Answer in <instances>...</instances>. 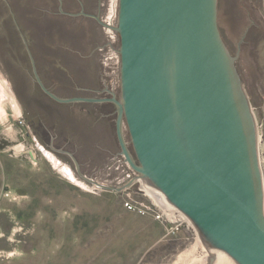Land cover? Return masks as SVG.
<instances>
[{"label":"rangeland","instance_id":"obj_1","mask_svg":"<svg viewBox=\"0 0 264 264\" xmlns=\"http://www.w3.org/2000/svg\"><path fill=\"white\" fill-rule=\"evenodd\" d=\"M89 1L90 8L103 6L104 21L117 7V0ZM11 2L16 20L25 21L27 28L39 24L35 35L44 65L55 68L53 62L58 60L60 66L73 67L74 76L61 68L53 73L60 80L73 81L74 97H93L80 95L78 87L84 85L103 88L112 73V52L106 45L110 32L99 23L101 18L88 17L93 11L83 10L79 0H26V9L23 0ZM219 4L220 27L258 120L264 177V72L257 57V45L264 40V0H220ZM14 20L5 0H0V264H176L193 248L196 256L207 259L206 264H217L198 245L200 235L193 228L185 226L170 234L152 216L125 208L124 200L145 201V196L140 183L118 189L134 175L121 156L116 116H102L90 103L61 107L49 102L59 113L52 120L63 123L59 143L64 151H55L39 139L33 123L39 110L27 115L16 92L20 81L37 89ZM120 71L118 67L114 72L116 81Z\"/></svg>","mask_w":264,"mask_h":264},{"label":"water","instance_id":"obj_2","mask_svg":"<svg viewBox=\"0 0 264 264\" xmlns=\"http://www.w3.org/2000/svg\"><path fill=\"white\" fill-rule=\"evenodd\" d=\"M218 2L120 0L117 127L137 176L118 189L143 179L188 216L208 248L239 264H264L258 120L223 38ZM32 61L56 100H92L52 93ZM124 118L139 163L125 142Z\"/></svg>","mask_w":264,"mask_h":264},{"label":"flooded vegetation","instance_id":"obj_3","mask_svg":"<svg viewBox=\"0 0 264 264\" xmlns=\"http://www.w3.org/2000/svg\"><path fill=\"white\" fill-rule=\"evenodd\" d=\"M80 4L83 6V10H92L93 12H88L91 14V16H88L90 18H94L98 20L102 16V11H103V6L98 4L99 6L93 7L91 5V8L89 7L90 1L89 0H79ZM26 0H23L22 2V8L26 9L25 5ZM118 2H119V8H120V0H117V7L113 8L111 11V16L107 21L98 20L99 23L104 27L108 28L110 35H109V41L106 43L107 46H109L110 51L112 52L111 58H110V69L112 71L111 74H109L108 78L109 81L103 82V88H92L91 85H84L83 87H78L80 95H84L87 93H90L93 95L94 98L92 100H86V101H71V102H60L56 100L53 96H51L42 86V84L39 82L35 70H34V63L32 61V55L35 59L36 67H37V72L40 76V79L42 80V83L46 86V88L51 91L52 93L61 96V97H74V83L73 81H63L57 78V76L53 73L55 69L61 68V70L67 71L70 76H74V69L73 67L70 68H65L63 65L60 66L58 60L52 59L53 61V66L55 68L50 69L48 66H45L43 63L42 55L38 52V45L40 39L35 35V31L37 30V26L39 24L35 22V26H30L29 28L26 27V22L21 21L19 22L16 20L17 16V10L15 9V5L11 2V0H5V3L7 4V7L9 9V13L15 18L14 22L16 27L19 29L21 36H25L22 38L24 45H25V52H26V57L29 56V59L32 63V69H33V75H34V80L36 84V89L35 91L32 88H28L27 84L25 81H20L21 87L16 89L17 95L20 99L21 105L24 108V111L27 115L31 114V111L39 110L38 118L36 120H33L34 122V129L36 132V135L39 137V139L48 147L52 148V145H54L57 149L63 148L61 144L59 143V140L64 136L63 134V129H62V124L63 123H56L52 120L53 116L58 117L59 113H56L53 110L51 103L53 104H59L62 106H68V105H74V104H92L96 105L98 109L101 111L102 116H107V117H117L116 120V132H117V138L119 141V145L121 147V150L123 151L121 141L118 135V127H117V121L119 117V107L118 104L115 100H120L122 96V80L121 77L119 80L116 81V77L113 78L114 72L116 69L119 67L121 69L122 67V56L120 53L121 49V35L119 31L117 30L118 26V21H119V8H118ZM220 2V0H219ZM218 2V14H219V19H220V4ZM18 21V22H17ZM104 21V22H103ZM220 26V24H219ZM221 29V27H220ZM27 30H30V34L27 33ZM34 34V37L31 36ZM34 32V33H33ZM223 38L228 46V48L231 50L225 36L223 33V30L221 29ZM263 33V32H262ZM251 29H249L247 35L251 37L252 35ZM253 36V35H252ZM258 48H257V57L259 64L261 66V69H263L264 72V40H260L258 43ZM30 50V51H29ZM32 53V55L30 54ZM238 67V65H237ZM239 70V68H238ZM121 72V71H120ZM121 75V73H120ZM87 98V97H86ZM123 133H124V138L125 142L127 144V147L129 151L132 153L134 159L136 162L139 163L137 153L132 141V136L126 121V118H124V125H123ZM54 150V149H53ZM56 151V150H55ZM121 156L124 158V163L125 165L131 170L132 175H134L132 178H135L137 176V172L134 170V168L130 165V163L126 160V156L121 153Z\"/></svg>","mask_w":264,"mask_h":264},{"label":"built area","instance_id":"obj_4","mask_svg":"<svg viewBox=\"0 0 264 264\" xmlns=\"http://www.w3.org/2000/svg\"><path fill=\"white\" fill-rule=\"evenodd\" d=\"M137 183L141 184L140 191L143 196H145V201L126 199L124 200V206L127 210L137 214L152 216L155 220L166 225L170 234L178 233L185 226L189 229L193 228L196 230L188 216L181 209L172 204L163 192L147 184L141 178L137 179L132 185ZM132 185L130 187H132Z\"/></svg>","mask_w":264,"mask_h":264},{"label":"bare ground","instance_id":"obj_5","mask_svg":"<svg viewBox=\"0 0 264 264\" xmlns=\"http://www.w3.org/2000/svg\"><path fill=\"white\" fill-rule=\"evenodd\" d=\"M55 165L62 171H64L66 174L70 175V171L69 169H66L64 167H61V165L58 164L57 161H55ZM59 165V166H58ZM146 188H148L146 185H144ZM198 245H201L204 249V252L206 255L210 254V256H212L213 253H215L216 255V259H217V264H239L238 262H236L228 253H226L223 250H216V252H214V249L211 248H205L203 241L201 239V237H198ZM197 245V244H196ZM207 247V246H206ZM204 257V256H203ZM200 258L198 256L195 255L194 253V248L191 249L190 251H188L186 254H184L183 256L180 257L178 263L176 262V264H206L207 259H203Z\"/></svg>","mask_w":264,"mask_h":264}]
</instances>
